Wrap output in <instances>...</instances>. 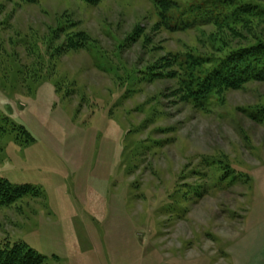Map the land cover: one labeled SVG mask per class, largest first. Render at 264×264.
<instances>
[{"label":"rangeland","instance_id":"obj_1","mask_svg":"<svg viewBox=\"0 0 264 264\" xmlns=\"http://www.w3.org/2000/svg\"><path fill=\"white\" fill-rule=\"evenodd\" d=\"M258 22L171 31L148 0H0V179L39 193L0 207V243L43 264H264V83L197 109L175 66L264 42Z\"/></svg>","mask_w":264,"mask_h":264},{"label":"trees","instance_id":"obj_2","mask_svg":"<svg viewBox=\"0 0 264 264\" xmlns=\"http://www.w3.org/2000/svg\"><path fill=\"white\" fill-rule=\"evenodd\" d=\"M82 1L97 5L103 0ZM148 1L160 24L171 31L215 26L233 33L236 28H244L251 21L262 22L264 19V6L257 4L231 8L230 0H194L187 3L177 0ZM261 22L258 23L263 24ZM175 62L176 68L184 73L180 86L185 100L197 109L205 108L207 101L222 91L238 90L250 82L264 83V42L261 39L251 45L238 44L217 57L190 54ZM250 116L257 122H264V105L255 108ZM38 194L28 185L12 186L0 179V207L24 196L36 197ZM0 264H43V257L22 243H0Z\"/></svg>","mask_w":264,"mask_h":264}]
</instances>
